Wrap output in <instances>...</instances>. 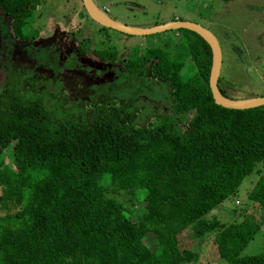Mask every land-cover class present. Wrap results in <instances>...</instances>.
<instances>
[{"label": "trees", "instance_id": "1", "mask_svg": "<svg viewBox=\"0 0 264 264\" xmlns=\"http://www.w3.org/2000/svg\"><path fill=\"white\" fill-rule=\"evenodd\" d=\"M35 10L33 0H0L22 41L36 36L23 30ZM175 31L183 42L175 52H90L114 72L164 87L146 111L136 94L109 93L78 103L60 94L56 109L58 94L43 86L46 94H31L40 74L28 66L18 78L9 72L0 92V264H198L207 234L227 264H264V251L241 255L263 217L245 212L227 224L204 218L264 161V106L216 104L208 43ZM218 87L237 100L220 77ZM136 193L141 198L130 209ZM247 198L264 210V175Z\"/></svg>", "mask_w": 264, "mask_h": 264}, {"label": "rangeland", "instance_id": "2", "mask_svg": "<svg viewBox=\"0 0 264 264\" xmlns=\"http://www.w3.org/2000/svg\"><path fill=\"white\" fill-rule=\"evenodd\" d=\"M92 1L108 17L127 26L150 28L177 19L201 24L212 31L221 46L220 87L237 100L264 94V0ZM33 3L36 10L23 28L24 33L36 35L28 39L30 41L15 38L8 17L0 11V92L9 72L18 78L24 66H28V72L41 75L38 77L41 80L39 85L36 82L38 90L43 86L48 94H58L52 98L53 108L56 109L64 101L60 94H65L72 103L91 99L97 94H136L137 103L144 111L148 109V104H158L155 101L159 98L158 94H165L162 85L154 87L136 76L114 72L111 65H102L90 52L117 51L121 58L135 50L144 53L154 47L175 52L181 50L183 44L178 32L166 30L143 36L126 35L113 29H102L87 15L82 0H33ZM71 33L78 38L83 51H76ZM14 64L19 68L15 69ZM186 65L184 76L189 74L190 66ZM38 90L31 94L47 93ZM162 110L164 108L158 109ZM143 117L140 119L143 122L150 119L146 114ZM261 175H264V161L244 178L234 198L224 201L204 218H216L227 224L243 218L242 213L246 212L255 221L264 219V210L247 198L248 191ZM140 198L141 194L136 193L134 199L127 203H135L130 209L137 207ZM213 237L207 234L203 238L201 250H198V264H227L218 256ZM262 251L264 222L241 255Z\"/></svg>", "mask_w": 264, "mask_h": 264}, {"label": "water", "instance_id": "3", "mask_svg": "<svg viewBox=\"0 0 264 264\" xmlns=\"http://www.w3.org/2000/svg\"><path fill=\"white\" fill-rule=\"evenodd\" d=\"M82 5L87 15L100 26L113 29L126 35L143 36L151 35L166 30L187 29L199 34L209 45L211 49V69L209 74V88L214 102L222 107L230 109H249L264 106V95L243 99L231 100L225 98L218 87L222 65V51L217 37L208 28L201 24L190 21H168L150 28H137L119 23L115 19L108 17L100 10L92 0H82Z\"/></svg>", "mask_w": 264, "mask_h": 264}]
</instances>
